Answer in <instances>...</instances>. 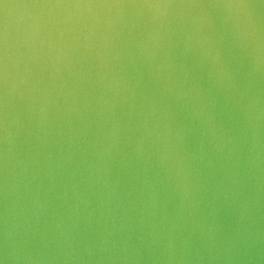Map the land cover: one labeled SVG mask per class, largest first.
I'll use <instances>...</instances> for the list:
<instances>
[{"label":"water","instance_id":"1","mask_svg":"<svg viewBox=\"0 0 264 264\" xmlns=\"http://www.w3.org/2000/svg\"><path fill=\"white\" fill-rule=\"evenodd\" d=\"M0 264H264V0H0Z\"/></svg>","mask_w":264,"mask_h":264}]
</instances>
